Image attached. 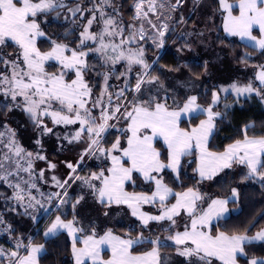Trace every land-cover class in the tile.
Here are the masks:
<instances>
[{"label":"snow or ice","instance_id":"1","mask_svg":"<svg viewBox=\"0 0 264 264\" xmlns=\"http://www.w3.org/2000/svg\"><path fill=\"white\" fill-rule=\"evenodd\" d=\"M182 0H175L172 4L170 0H136L134 20L146 21L151 29L155 30L156 46L162 47L166 32L167 23H155L151 16H155L159 21L162 16L171 19V13L175 12ZM105 5L114 7L111 0H100L93 9H87L91 13L86 25L80 33V39L75 49L69 48L67 44L52 41L49 51H41L37 47V38L43 37L45 33L41 30L38 17L41 14L50 13L56 9L67 7L63 0H0V64L4 65V71H0V95L10 100L6 105L10 112L13 109H20L27 114L41 135L51 133L52 128H48L44 123V117H50L54 125L76 124L80 128L75 135L69 139L79 141L84 135L88 138V147L81 156L95 155L97 152L102 156H107L111 160V166L99 173H92L90 176H70V180H81L91 189L101 204L106 206L126 205L131 210V215L136 217L144 228L150 222L169 221V231L176 225V217L182 212L187 213L190 218V225L186 224L183 231H175L167 239L174 242L176 252L179 256L188 258L189 264H239L240 257H247V245L253 242H264V227L260 228L253 235H249V227L242 231L224 232L219 231L213 234L210 230L214 219L226 218L230 209V202H235L238 192L231 189V197L212 199L206 210L197 213V201L202 199L201 194L192 188L187 191L172 193V189L163 183L162 178L152 175L160 173L165 168L178 171L181 158L191 153L193 142L198 149L200 164L197 169L202 179H212L214 175L223 169L231 168L233 163L246 165L248 173L245 179L258 178L264 182V137H249L247 132L243 140H237L230 144L222 153H214L208 150V138L215 127V117L219 112H213L212 106L202 108L198 103V97L190 95L181 102L173 100V105L167 103L168 96L165 91L163 99L152 96L149 99L133 98L129 103L131 110L124 104H117L111 109V94L108 93L107 81L109 75H104L105 87L100 96L92 100V89L84 79V73L89 68L87 57L91 53L100 54L106 62L115 64L121 60L127 62L128 71L132 65H139L142 69L137 75V82L134 86L136 93L141 92L145 83L154 84L159 82V77L150 75V65L144 59L143 47L133 49L126 48L136 40L137 35L141 40L145 39V29L143 24L138 30L130 31L128 36L124 35L125 29L117 23L116 19L108 15ZM220 8L227 13L224 18V31L233 36L247 37L255 42V47L264 53V0H238L234 6L227 0H219ZM239 9L238 15H233V8ZM73 16L76 13H83L77 5L74 9L68 8ZM165 12L169 15L165 16ZM99 13V17H97ZM103 22L100 32L91 31L94 22ZM259 28L260 38L252 35L254 27ZM134 29V25H129ZM106 37L111 38L106 42ZM119 38V43L115 42ZM9 41L13 42L18 51L13 54L4 53L3 49L8 46ZM92 41L98 46L90 47L87 42ZM88 50L85 51L84 49ZM70 52V55L66 53ZM111 53V54H109ZM11 57V58H9ZM48 61H56L60 66L58 72H48L45 64ZM178 70V69H177ZM75 73V79L68 81L65 76L68 72ZM124 75V73H121ZM256 79L264 84V65L256 75ZM127 83L125 84V88ZM163 88V84H160ZM232 91L237 95L256 92L264 100V90L257 89L252 83L243 87L236 83L230 85ZM224 92L228 88L221 89ZM108 95V106L104 104L103 97ZM117 99L124 96V89L116 93ZM92 101L89 106V101ZM219 100L217 92L212 93V105ZM55 105H59L58 108ZM99 107L100 115L96 117L92 114V109ZM124 119L129 121L127 131L130 135L127 138V146L121 145L120 139L111 145V148L101 146L102 134L109 128L108 121L116 119V114L121 112ZM206 113L207 119L190 130L180 127L181 117L191 113ZM156 137L163 139L167 147V163L161 160V153L153 146ZM65 139H68L65 137ZM40 143L39 140L36 141ZM0 144L7 149L0 160V180L7 181L9 176L14 175L8 170V165L13 161L16 165V174L19 171L29 173L31 178L33 153L27 152L16 140V133L5 125V131L0 132ZM119 152L120 155H113ZM27 158V167L20 164V159ZM35 159L43 160L44 156L36 153ZM130 164L126 167L125 164ZM55 168L54 164L50 165ZM67 167L75 172V167L68 163ZM140 173L146 181L155 182V190L150 194L127 192L125 185L133 181V173ZM107 173V174H106ZM43 178V172H40ZM53 180H56L53 177ZM99 181V186L92 183ZM28 184L29 181H23ZM57 186L64 189L68 181H56ZM13 188V197L20 206L28 209L35 208L36 205L43 207L40 201L36 200L30 193L25 203V189L21 183L9 184ZM34 183L30 188H35ZM170 195L175 196V203L170 206L166 203ZM67 196V191L63 192ZM60 198L61 193H53L48 197L50 202L53 198ZM81 196L76 204L82 200ZM33 201L35 203H33ZM159 203L160 211L158 215H151L142 211L145 204ZM67 203L65 199H60V205ZM73 204V208H75ZM59 208V205L56 206ZM14 210V209H13ZM105 215H108L106 212ZM33 220L35 216L31 217ZM3 217L0 216V224H3ZM75 216L71 220L56 215L49 227L44 232V236H55L60 231H66L72 237V255L75 264H86L91 260L92 264H162L160 248L163 245L160 237L150 239L143 233L136 236L126 234L125 236L115 235L112 229L106 230L102 235H98L93 228L90 234L84 235L80 243L83 247H77V233H84L83 227H78ZM251 226V225H250ZM11 226H8L10 230ZM147 241L151 245L149 251L141 254H134L133 246L143 244ZM107 245L111 249V258L103 260L100 257L101 246ZM20 249L25 254H21ZM44 250L43 244H36L29 237L25 243L23 239H16L15 250L7 252L0 248V257L7 255L10 264H39V256ZM247 264H264V257L251 256L247 259Z\"/></svg>","mask_w":264,"mask_h":264},{"label":"rangeland","instance_id":"2","mask_svg":"<svg viewBox=\"0 0 264 264\" xmlns=\"http://www.w3.org/2000/svg\"><path fill=\"white\" fill-rule=\"evenodd\" d=\"M170 2L174 4L175 0H170ZM217 2L219 3V0H182V3L177 7L176 11L171 13V19H165L164 16H162L161 19L157 21L155 16H151V19L158 25L160 23L168 24V31L163 37V46L158 48L156 46V43L153 42L156 38L155 30L151 29L146 21L133 19V17L135 16L134 5L136 3V0H133V2L131 3L130 10H133L131 16L128 14L129 10L122 9L121 4L123 3V0H111V3L114 7L105 5L104 10L108 15L114 17L117 23L125 29V36H128L130 31L138 30L141 27V24H143V27L145 29V39L141 40L139 38V35H137L136 40L129 45H125V47H131L133 49H136L137 47H143L144 59L151 66L149 69V73L150 75L159 77V82L154 84L145 83L142 85L141 92L136 93L134 87L130 89L129 85H131L134 81L137 82V75L142 71L139 65H132L131 71H128V65L126 61L121 60L115 64H112L111 62H106L100 54L93 52L94 54H97L101 57L104 64L103 70L100 72L102 74V82L100 84L97 81L94 82V80L91 81L88 79L86 75L88 69L84 73V79L92 89V100L100 96L102 89L105 87L104 75L108 74L109 79L107 81V88L108 93L111 94L110 110L114 109L117 104H124L128 107V110H131V104L129 102L132 101L134 97L140 99H149L152 96H158L159 98L163 99L165 96V91H167L168 104L173 105L174 99L183 103V100L186 99V97L190 95H196L195 92L200 91L203 84L202 79H195L188 73L187 62L193 60L203 62L205 65V69L207 62H209L212 70L217 68L220 69L218 73H215L210 69L209 72H207V78H205L211 80L215 85H217L218 95L222 96L231 93L234 95L236 100H239L240 98H250L251 96L256 94V92H252L237 95V93L232 91L230 88V85H232L233 83H236L240 87H243L249 83H252L254 87L256 84L259 85V80L256 79V71L260 69V66L262 65H258L255 68L247 63L242 62V60L239 59L238 55L239 53L243 54V50L237 47V45L235 48H233L229 43V41L232 42V44L240 42L258 49L257 47H255L254 41L248 39L247 37L241 38L240 36L230 35L225 31L224 35L220 36V28L224 29V18L227 13L220 8V5L216 6ZM63 3L67 7L56 9L51 18L55 21L65 22L77 17L79 18L78 25H82L81 29L83 30V27L87 23V19L91 16V13L87 11V9H93L97 4L100 3V0H63ZM228 3L233 4L234 6L237 4L231 2ZM77 5H79L82 9H85V11L83 13H76V15L73 16L72 13L68 11V8L74 9ZM238 14L239 9L234 7L233 15ZM167 15H169V13L165 12V16ZM97 17H99V13H97ZM42 19L44 22L48 20L46 17H42ZM129 25H134L135 28L130 29ZM102 27L103 22L98 19L96 22H94L91 31L100 32ZM169 35H171L170 39L167 38V36ZM252 35L260 38V31L258 26L254 27ZM39 38H37V41ZM109 39L111 38L106 37V42ZM115 42L119 43L118 37L115 39ZM9 43L16 48V51H12L8 47H5L3 49V52L11 53L14 56L18 51V48L13 42L9 41ZM250 43L254 46H251ZM87 44L89 46L94 45V47L98 46L92 41H88ZM169 47L174 49L175 53L177 54L180 61V68L177 71H173L167 70L163 66H160L157 71L156 69L154 70L155 63L163 54V52ZM69 48L71 47L69 46ZM66 54L70 55V52ZM150 61L152 62L150 63ZM54 62L57 63L56 61L46 62L45 68L48 63ZM4 70V65L0 64V71ZM70 73L73 74L72 79H75V73L70 71L65 76V79L68 81H71L68 79V75ZM121 73H124V75H121ZM126 83L127 87L125 88ZM161 83L163 84V88L160 87ZM222 88H228L229 91L224 92L221 90ZM121 89H124V96L117 99L116 93H118ZM103 100L105 106L107 107V94L103 97ZM10 103V100L0 95V132L5 131V125L15 131L16 140L18 141L19 145L23 147L27 152L33 153V171L36 172L40 167H49L51 164H54L56 166L57 163L63 162L66 167L68 163H71L75 167L76 170L74 174L72 169H69L67 167L72 174L70 176H80V173L83 170L87 171L86 174H88V176H90L92 173H99L101 170H105L106 172V169L110 165L111 160L107 156L100 155L99 152H97L95 155H84L83 160H81L82 154L88 147V138L86 135H84L83 138L79 141L73 140L71 143H69V139H71L75 135V132L79 130V123L54 125L50 117H44V123L48 128H52L53 131L51 133H45L41 135V131L36 128V126L29 119L26 113H24L20 109H13L10 112L7 110L6 105H9ZM91 103L92 101L90 100L89 106H91ZM55 107L58 108L59 105H55ZM100 111V108L96 107L92 109V114L96 117H99ZM123 112L124 108L122 107L121 112L116 114V119L108 121L111 127H109L102 134V147L108 148L106 145H104L105 141L113 142L118 137H122L121 132L124 130V122L126 121V119H124L122 115ZM65 137H67L68 139H65ZM37 140L40 141L39 144L36 143ZM6 151L7 149L4 148L2 144H0V160L3 159V154ZM36 153L44 156L45 159H35ZM5 163L6 165H8V170L12 171L14 175L9 176L7 181L0 180V186L5 185V187L9 189L7 190L8 193L5 190H3V192L1 191L2 189L0 190V206L2 207L1 209H3L5 212L11 211V213L16 214L20 211L25 213V208L20 206L14 199H11L14 192L13 188L10 187L9 184L21 183V187L25 189L26 196L29 195V191L30 189H32H28V187H30L29 184L34 183L36 185V181L32 180L34 179V176L32 177V179L30 178L28 172L21 170L18 174H16V165L14 161L10 164L8 162ZM20 164L22 165V167L26 168L27 158L25 157L23 159H20ZM3 174V170H0V175ZM29 180H31L32 182H29L28 184L23 183V181ZM66 180L68 181V184L65 186V188L59 190L60 192H54L61 193V197H54L52 199V202L48 203L47 209L51 213L53 210L56 211V206L59 205L58 210L62 217L67 216L68 212L72 210L73 212L75 211V217L76 219H78L79 215L77 213L81 207L80 214L82 216V219L79 218V226L84 228V232H90L94 228L96 233L99 234V230L96 226L98 224L95 223L96 216L93 213L94 204L100 203L99 200L92 193L91 189H89V187L85 185L81 180H70L69 177ZM92 183L99 186V181H93ZM37 186L38 185H36V187L33 189H36ZM65 190L67 191L66 197L63 196V192ZM49 194L52 195L53 192H49ZM81 196L83 197V199L80 200L78 204H76V201ZM35 199L40 201L41 204L45 202L41 198ZM60 199H65L67 203L60 205ZM72 202H75V208H73ZM25 203H27V198L25 200ZM33 203L35 202L33 201ZM112 206L113 208H111ZM38 207L39 206H37V208ZM105 209L106 210L104 212L108 213V215H106V218L107 220H112L111 222L113 223V225L127 224V226L132 229L137 227L136 225H134L135 219L131 218V210L127 207L122 208L118 205H111L107 206ZM50 213L43 215L37 221L39 222L41 219L47 218L46 216ZM0 216H2L4 220V223L0 224L2 225V228L0 227V236L3 237L4 235L11 234L13 228L12 225L5 220L4 214L2 212H0ZM84 223L93 226L86 229L84 227ZM9 225L11 226L10 230L8 229ZM166 227V223H164V228L162 223H157L156 225H153V223H151L147 228H145L146 231L143 229V232L146 233L143 235L150 239L160 237L163 243H174L173 241L167 239L169 235L165 231ZM8 239L12 244L16 245V240H14L11 235L8 236ZM0 248L4 249L7 252V249L1 244ZM177 256H179L177 252L172 255H170L169 253L164 254L162 256V264H189L188 258L181 257L182 261H184L181 262L179 257ZM0 259L5 261L4 264H8L9 258L7 257V255L0 257Z\"/></svg>","mask_w":264,"mask_h":264},{"label":"trees","instance_id":"3","mask_svg":"<svg viewBox=\"0 0 264 264\" xmlns=\"http://www.w3.org/2000/svg\"><path fill=\"white\" fill-rule=\"evenodd\" d=\"M132 2L133 0H123L121 4L123 10H129L128 14L130 16L133 12L132 9L130 10ZM227 2L238 3V0H227ZM216 6H219L218 2ZM55 11L56 10L47 14H41L38 17L41 30L45 35L38 39L37 47L41 51H49L52 47V41H56L57 43L67 44L75 49L79 43L80 32L82 30V25H78L79 18L75 17L65 22L55 21L51 18ZM42 17H46L48 20L44 22ZM219 33L220 36L224 35V29L220 28ZM167 38L170 39L171 35L167 36ZM229 43L233 48L237 45V47L243 50V54L239 53L238 55L242 62L254 67L264 65V53H262V50L240 42L232 44V42L229 41ZM7 47L12 51H16V48L10 43ZM90 47H94V45ZM85 50L88 49L85 48ZM151 62L152 61H150V63ZM87 64L89 65L86 72L88 79L91 81L94 80V82L97 81L100 84L102 82V74L100 72L103 70L104 64L101 57L91 53L87 57ZM160 66L173 71H177V69L180 68V61L174 49L169 47L163 52L155 63L154 70L156 69L157 71ZM59 68L60 66L55 62L46 65V69L49 72H58ZM187 70L193 78L203 80L200 91L195 92L198 97V104L202 108L212 106L213 111L220 113V117L215 120L216 128L208 144L210 150L223 151L231 143L243 139L245 132H247L249 137H264V100H262L261 96L254 94L250 98L236 100L232 94L226 96L219 95L220 100L215 105H212V93L217 92L218 87L211 80L205 79L204 63L195 60L187 62ZM72 78L73 74L70 73L68 79L72 80ZM135 84L136 81L129 85V87L133 88ZM255 86L257 89L264 90V85L256 84ZM203 118H205V114L200 113L191 117L189 120H183L181 126L184 128L196 126ZM105 142L104 145L110 147L114 141H108L106 144ZM155 146L160 151L163 161L167 163L166 147L159 141L156 142ZM197 156L196 150L183 156L177 172L165 168L159 178H162L163 183L171 187L176 193L187 191L189 188L198 191L202 196L198 205V209L201 211L209 205L212 199L229 198L231 197V189L235 188L237 190V201L229 203L230 215L224 219L218 220V222L212 225L211 231L213 234L219 231L229 233L242 231L245 227H249L248 234L253 235L260 228L264 227V182L260 181L258 178L245 179L247 176L246 172L236 175L229 171L222 172L210 180H204L200 178L197 171ZM86 173L87 171L83 170L80 174L86 177L88 176ZM152 189L153 183L144 181L137 172L133 173V181L126 185V190L129 192L150 193ZM0 190L2 192L5 190L8 193L7 190L9 189L3 185L0 186ZM174 202L175 196L166 203L171 205ZM96 204H94L93 213L96 216L95 223L98 224L96 226L99 230V234L104 233L108 229H112L113 233L121 236L130 234L134 237L140 233L146 234L143 232L144 227L141 225L140 221L135 220L134 225L137 227L134 229L128 227L127 224L113 225L111 222L112 220H107L104 212L107 206L101 203ZM1 208L0 206V212L4 214L5 220L8 221L13 228L11 234L3 236L4 240L11 242L8 239V236L11 235L13 239L20 238L27 243L29 237H31L34 243L44 245V253L39 259V264H74L71 250L72 240L66 232H61L52 238H46L44 236L47 225L54 216L60 214L59 210L54 211L48 218H43L38 223L34 224V220L31 216L28 214L26 215L22 211L16 214L11 213V211L5 212ZM111 208H113V206ZM80 211L81 207L77 213L79 215L78 219H82ZM73 215H76L75 211L73 212L70 210L68 215L62 218L70 220L73 218ZM131 218L135 219L132 215ZM91 226L90 224L84 223L86 229L91 228ZM166 232L170 234L174 233L173 229L171 231L167 230ZM163 245L164 246L160 248L161 253H169L170 255L176 253V245L174 243H163ZM152 246L153 245L145 241L143 244L135 245L133 247V252L143 253L149 251ZM246 252L248 253L247 257L239 258L240 264H247V259L251 256L264 257V242H253L247 245ZM177 257H179L181 262H184L181 256ZM0 263L4 264L5 261L0 259Z\"/></svg>","mask_w":264,"mask_h":264},{"label":"crops","instance_id":"4","mask_svg":"<svg viewBox=\"0 0 264 264\" xmlns=\"http://www.w3.org/2000/svg\"><path fill=\"white\" fill-rule=\"evenodd\" d=\"M255 43V42H254ZM251 44V43H250ZM251 46H254V45H252L251 44ZM254 67V66H253ZM256 68V67H255ZM212 70V67L210 66V64H209V62H207V65H206V69H205V78H207V72H209V70ZM259 70L260 69H258L257 71H256V74L259 72ZM213 72H215V73H218L219 71H220V69L219 68H217V69H214V70H212ZM259 83H260V81H259ZM261 84V83H260ZM261 85H264V84H261ZM256 87V86H255ZM231 94V93H230ZM227 95H229V94H227ZM233 95V94H232ZM196 96V95H195ZM224 96H226V95H224ZM234 96V95H233ZM240 99H243V98H240ZM185 100V99H184ZM183 100V101H184ZM198 103V102H197ZM182 104V103H181ZM169 105H171V104H169ZM213 112H215V111H213ZM198 114H200L199 112H197V113H191V114H186V115H184V116H182L181 117V123H182V121L183 120H189L191 117H193V116H196V115H198ZM203 114H205V118H203L202 120H205V119H207V115H206V113H203ZM218 117H220V115L219 116H217V117H215V120L218 118ZM215 120H214V123H215ZM129 121H125L124 122V130L121 132V135H122V137L121 138H119L120 139V142H121V145L123 146V147H126L127 146V138H128V136L130 135V132H128L127 131V129H128V125H129ZM181 123H180V127L182 128V129H186V130H190L192 127H195V126H191L190 128H184V127H182L181 126ZM200 123V122H199ZM198 123V124H199ZM197 124V125H198ZM196 125V126H197ZM215 128H216V123H215V127H214V129L212 130V132H211V134H210V136H209V138H208V144H209V141H210V139H211V137H212V135L214 134V131H215ZM254 138H261V137H254ZM244 139V138H243ZM243 139H241V140H243ZM116 141V140H115ZM114 141V142H115ZM157 141H159V142H162L163 143V145L166 147V145L164 144V141H163V139L162 138H160V137H156L154 140H153V146L156 148V146H155V144H156V142ZM113 142V143H114ZM233 143H235V142H233ZM233 143H231V144H233ZM208 144H207V147H208ZM229 146V145H228ZM227 146V147H228ZM226 147V148H227ZM108 148H111V146L110 147H108ZM225 148V149H226ZM166 149H167V147H166ZM224 149V150H225ZM156 150L157 151H159L157 148H156ZM194 150H196L197 151V169H198V167H199V164H200V160H199V156H200V153H199V151H198V149H196V147H195V145H194V142H193V148L191 149V152H193ZM208 150L210 151V152H214V153H222L223 151H212V150H210L209 148H208ZM160 152V151H159ZM113 155H120V153L119 152H117V153H113ZM263 158L264 157H262V160H263ZM161 160L163 161V159H162V157H161ZM181 160H182V158H181ZM164 162V161H163ZM164 163H166V162H164ZM58 166V167H57ZM111 166V163H110V165L108 166V167H110ZM125 166L126 167H128V166H130V164H125ZM180 167V166H179ZM43 172V178H41L40 177V172ZM232 172V173H234V174H236V175H239V174H242L243 172H246V173H248V168H247V166L246 165H243V164H239V163H233V166L231 167V168H227V169H223L222 171H220V172H218L216 175H214L212 178H214L215 176H217L218 174H220V173H222V172ZM163 171H161L160 173H152V175H154V176H157V178H159V176H160V174L162 173ZM177 172V171H176ZM138 173V172H137ZM199 173V172H198ZM74 174V173H73ZM107 174V173H106ZM143 179H144V177L140 174V173H138ZM28 175H29V173H28ZM70 175H72L71 174V172H70V170L64 165V163L62 162V163H57V165L55 166V168H51L50 166L49 167H40L39 169H38V171H33L32 169H31V179H32V177L34 176V179H32L33 181H36V185H38L37 186V188L36 189H30V187H28V189H30V191H29V193H30V195L31 196H34L35 198H41V199H43V201H45L44 203H43V207H41L40 205H36L35 206V208H30V209H28V215H30L31 217L32 216H35L36 217V219L33 221L34 222V224L35 223H37L38 221L37 220H39L43 215H45V214H48V213H50L49 212V210L47 209V206H48V203H50V202H52V200L49 202L48 201V197L51 195V194H49V192H58L59 190H61L62 188H60V187H58L57 186V183H56V181H60V182H63V181H65L68 177H70ZM81 176V175H80ZM200 176V175H199ZM53 177H55L56 178V180H53ZM201 178V177H200ZM204 180H210V179H204ZM144 181H146L145 179H144ZM29 182H32L31 180H29ZM146 182H152L153 183V189H152V192L155 190V182L154 181H151V180H149V181H146ZM128 183H130V182H128ZM128 183H126V185L128 184ZM165 184V183H164ZM126 185H125V190H126ZM166 185V184H165ZM29 186H30V184H29ZM169 187V186H168ZM169 188H171V187H169ZM172 189V188H171ZM127 191V190H126ZM60 192V191H59ZM127 192H129V191H127ZM152 192H150V193H146V192H135V193H145V194H148V195H150ZM130 193H132V192H130ZM172 193L173 194H175L176 192L172 189ZM27 196L28 195H26V198H27ZM174 195H170L169 197H168V200H170L172 197H173ZM214 199H216V198H214ZM221 199H223V198H221ZM237 199H238V197L235 199V201H237ZM167 200V201H168ZM47 201V202H46ZM166 201V202H167ZM200 201V200H199ZM199 201H197V213L199 214L200 212H201V210H199L198 209V205H199ZM175 203V202H174ZM73 204H75V202H72V206H73ZM173 204V203H172ZM112 205H115V204H112ZM37 206H39L38 208H37ZM51 206V205H50ZM118 206H121L122 208L123 207H127L126 205H118ZM170 206V205H169ZM208 207V206H207ZM207 207L206 208H204V210H206L207 209ZM228 207H229V205H228ZM128 208V207H127ZM230 209V208H229ZM57 210H58V208H57ZM56 210V211H57ZM54 211V210H53ZM52 211V212H53ZM142 211H144V212H146V213H149V214H151V215H158L157 213H159V211H160V205H159V203L157 202L155 205H153V204H145V205H143L142 206ZM52 212L49 214V215H47L46 217L48 218L51 214H52ZM59 215H61V214H59ZM230 215V212L228 213V215L226 216V217H228ZM74 216V215H73ZM55 219V216L53 217V219L52 220H54ZM224 219V218H223ZM52 220H51V222H52ZM71 220V219H70ZM135 220L136 221H139L136 217H135ZM77 221H78V225L77 226H79V219H77ZM176 221H177V223H176V225L174 226V228H172L173 229V231H174V233H175V231H183L184 230V226L186 225V224H188V225H190V218L188 217V215H187V213H185V212H182V214L180 215V216H178V217H176ZM51 222H49V224L47 225V227H49L50 226V224H51ZM216 222H218V220H216V219H214L213 221H212V225L213 224H215ZM151 223H153V225L155 224H160V223H162V225H163V228H164V223H166V225H167V227H166V229H165V231H167L168 229H169V227H170V222L169 221H160V222H155V221H153V222H150L149 223V225L151 224ZM0 227L2 228V225H0ZM47 227H46V229H47ZM80 227V226H79ZM212 227V226H211ZM46 229H45V231H46ZM144 230L146 231V229L144 228ZM211 230V229H210ZM61 232H66V231H60V232H58L56 235H58L59 233H61ZM67 233V232H66ZM91 233V231L90 232H84V233H77L76 235H77V247L79 248V247H83V244L82 243H80V240H82L83 239V236L84 235H87V234H90ZM173 233V234H174ZM68 234V233H67ZM98 234V233H97ZM103 234V233H102ZM102 234H98V235H102ZM115 235H118V234H116V233H114ZM167 234L168 235H170V233H168L167 232ZM55 235V236H56ZM121 236V235H120ZM52 237H54V236H49V237H47V238H52ZM70 237V239L72 240V237L71 236H69ZM14 240H16V239H14ZM135 246V245H134ZM133 246V247H134ZM71 250H72V248H71ZM44 253V250L42 251V253L40 254V256H39V259H40V257L42 256V254ZM25 254V253H24ZM134 254H141V253H134ZM164 255V253H161V257ZM73 256V255H72ZM100 257H101V259H103V260H108V259H110L111 258V249L107 246V245H102L101 246V251H100ZM73 259H74V257H73ZM74 264H75V261H74ZM86 264H92V261L91 260H88V261H86ZM217 264H219V262H217ZM240 264V263H239Z\"/></svg>","mask_w":264,"mask_h":264},{"label":"built area","instance_id":"5","mask_svg":"<svg viewBox=\"0 0 264 264\" xmlns=\"http://www.w3.org/2000/svg\"><path fill=\"white\" fill-rule=\"evenodd\" d=\"M130 89H132V88H130ZM0 244L3 245L7 249V251L8 250H15V248H16V245L12 244L9 241L4 240V238L2 236H0ZM20 252L23 255L24 250L20 249ZM8 264H10V258H9Z\"/></svg>","mask_w":264,"mask_h":264}]
</instances>
